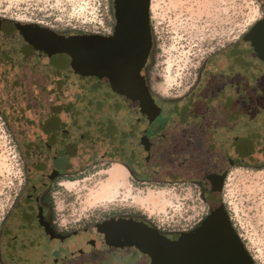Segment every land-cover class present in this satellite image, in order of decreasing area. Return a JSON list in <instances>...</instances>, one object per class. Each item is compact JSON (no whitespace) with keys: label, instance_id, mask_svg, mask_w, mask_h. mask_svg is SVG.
I'll list each match as a JSON object with an SVG mask.
<instances>
[{"label":"flooded vegetation","instance_id":"af4514ba","mask_svg":"<svg viewBox=\"0 0 264 264\" xmlns=\"http://www.w3.org/2000/svg\"><path fill=\"white\" fill-rule=\"evenodd\" d=\"M109 1L108 22L83 34L0 21V86L10 93L23 124L26 169L22 192L2 224L1 264H150L144 249L152 240L143 226L154 227L145 217L112 214L79 228L61 225L56 218L54 187L84 175L92 158L117 161L131 177L144 182L162 167L177 175L195 173L191 180L200 187L207 214L188 230H157L166 241H187L219 202V188L229 169L244 165L251 155L241 161L235 158V153L248 152L245 131L260 122V116L264 121V29L255 25L262 21L264 26V0H259L261 18L237 42L207 56L194 82L180 95H161L156 86L152 0L148 1V33L143 18L134 15L144 8L145 0ZM79 36H84L88 49L99 42L106 57L110 47L105 43L112 42L111 54L126 67L119 76L130 86L138 79L134 62L145 51L139 78L160 113L144 133L135 131L139 126L134 125V152L121 141H111L105 149L98 137H92L99 133L92 124V107L101 108V99L107 98L122 103L123 97L93 73L90 54L85 63L77 60L79 46L72 40ZM144 136L149 156L141 146ZM201 145L208 151L203 160L196 155ZM203 168H208L206 173H201ZM134 227L140 232H134Z\"/></svg>","mask_w":264,"mask_h":264},{"label":"rangeland","instance_id":"374dc122","mask_svg":"<svg viewBox=\"0 0 264 264\" xmlns=\"http://www.w3.org/2000/svg\"><path fill=\"white\" fill-rule=\"evenodd\" d=\"M109 4V0H0V21L83 34L108 22ZM151 15L157 89L161 95H180L194 82L204 59L241 39L262 13L259 0H152ZM13 103L10 93L0 86V232L26 177L23 124ZM262 117L255 121L258 125L264 123ZM205 153L199 146L197 158L205 159ZM250 156L244 165L229 169L219 201L254 264H264V153ZM94 160L84 175L54 187V213L61 225L79 228L112 214L134 213L149 219L161 232L180 231L192 228L208 212L199 185L191 180L195 173L177 175L162 167L157 176L144 182L131 177L117 161L99 156ZM115 169L124 173L111 187L109 176ZM103 186L111 187V196L100 195ZM134 232L140 230L134 227Z\"/></svg>","mask_w":264,"mask_h":264},{"label":"water","instance_id":"95a60500","mask_svg":"<svg viewBox=\"0 0 264 264\" xmlns=\"http://www.w3.org/2000/svg\"><path fill=\"white\" fill-rule=\"evenodd\" d=\"M148 1L145 0L144 8L141 11L134 12V15L143 18L144 30L147 33ZM255 25L257 28L264 29L262 21H258ZM75 38L72 43L79 46L77 60L85 63V59L88 60L90 54L93 73L100 75L106 82H110L111 88L119 89L116 90L117 92L112 90L116 93L119 91L123 97L122 103H113L110 98L101 99L103 101L101 108L96 111L91 109L92 124L99 127L98 135L92 134V137H98L102 141L100 145L105 149L109 148L111 141H121L130 152H134V125L138 123L139 127L135 131L144 133L148 125L160 113V109L151 99L139 78L145 51L144 54L142 53V58L140 57L133 65L134 76L139 80H134V84L130 86L119 76V73L124 72L126 67L121 63L119 57L115 58V55L111 54L114 49L112 42L105 43L110 47L107 49L110 55L107 52L106 57L104 47H101L99 42L94 44L92 42L88 49L84 36ZM108 41H113V39ZM146 48H149L148 44ZM245 132L243 137L248 140L249 149L247 154L237 155L235 153V158L240 161L246 155L256 151L264 153V123L250 127ZM145 137H142L141 146L145 148L146 155L149 156V144ZM167 157L169 158V156ZM219 191H221V186ZM143 229L152 240L151 245L144 249L151 258L150 264H254L220 201L214 205L195 234L186 238L187 241L180 238L166 241L160 237L156 229L146 225L143 226Z\"/></svg>","mask_w":264,"mask_h":264},{"label":"bare ground","instance_id":"6f19581e","mask_svg":"<svg viewBox=\"0 0 264 264\" xmlns=\"http://www.w3.org/2000/svg\"><path fill=\"white\" fill-rule=\"evenodd\" d=\"M123 172L120 169H115L111 172L110 176H109V182L112 183L111 187H113L115 185V183H117L122 177H123ZM109 186H103V188L101 189V196L102 197H107V196H111L112 194V189Z\"/></svg>","mask_w":264,"mask_h":264},{"label":"trees","instance_id":"16d2710c","mask_svg":"<svg viewBox=\"0 0 264 264\" xmlns=\"http://www.w3.org/2000/svg\"><path fill=\"white\" fill-rule=\"evenodd\" d=\"M258 125V122H254L252 123L250 126L253 127V126H257ZM253 156V155H252ZM251 157V156H250Z\"/></svg>","mask_w":264,"mask_h":264},{"label":"crops","instance_id":"0c3cea01","mask_svg":"<svg viewBox=\"0 0 264 264\" xmlns=\"http://www.w3.org/2000/svg\"><path fill=\"white\" fill-rule=\"evenodd\" d=\"M122 166V165H121ZM124 169H125V167L124 166H122ZM126 170V169H125ZM127 171V170H126Z\"/></svg>","mask_w":264,"mask_h":264}]
</instances>
